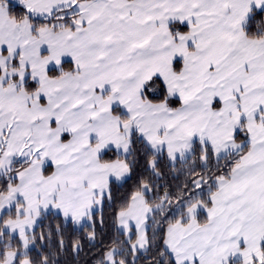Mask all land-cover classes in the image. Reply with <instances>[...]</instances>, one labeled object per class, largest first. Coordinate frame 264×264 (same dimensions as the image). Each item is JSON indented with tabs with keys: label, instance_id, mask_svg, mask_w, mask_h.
Listing matches in <instances>:
<instances>
[{
	"label": "snow or ice",
	"instance_id": "1",
	"mask_svg": "<svg viewBox=\"0 0 264 264\" xmlns=\"http://www.w3.org/2000/svg\"><path fill=\"white\" fill-rule=\"evenodd\" d=\"M0 264H264V0H0Z\"/></svg>",
	"mask_w": 264,
	"mask_h": 264
}]
</instances>
